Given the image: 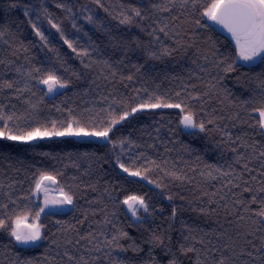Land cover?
<instances>
[{"label": "trees", "instance_id": "obj_1", "mask_svg": "<svg viewBox=\"0 0 264 264\" xmlns=\"http://www.w3.org/2000/svg\"><path fill=\"white\" fill-rule=\"evenodd\" d=\"M166 2L100 0L101 7L94 0H0V29H8L0 38V59L11 61L8 66L0 64V80L18 81L15 86L21 88L27 82L31 88L20 99L15 98L13 89L0 92L5 114L15 113L18 117L8 122L9 127L28 130L40 124L50 126L52 121L67 120L69 109L76 117L99 113L106 119V111L122 112L126 106L139 104L149 96H159L170 103L185 100L197 114V122L203 120L206 124L204 132L195 128L188 133L182 129L180 109L157 108L146 109L117 125L110 134L117 142L115 148L108 141L93 137H52L27 143L0 138V220L8 225L0 228V264H14L18 258L32 264H57L61 260L57 252L62 254L65 249L63 243L58 248L52 241L75 239L77 231L81 235L93 234L91 244L82 241L73 253L83 255L90 264H110L111 258L106 255L110 246L104 240L121 231L127 232L143 250L114 252V257L126 259L129 264H146L151 249L159 264H167L168 257L162 249L145 243L152 232L170 237L171 248L176 251L186 227L210 232L225 224L223 209L210 204L218 199L212 193L221 190L225 180H211L201 176V172L206 174L208 166L227 171L235 156L231 149L239 148L243 141L255 144L257 154L264 150V129L257 126L258 112L254 111L264 106V63L260 59H239L231 34L201 17L203 4L209 0H201L198 10L190 9L183 15L178 8L168 13L152 7ZM57 4L71 7L72 12L57 8ZM131 8H140L143 18L136 17ZM25 10L28 16L24 15ZM122 13L131 16L132 23L121 24ZM178 15L180 19L173 21L172 16ZM49 19L61 28L76 51L64 43ZM196 19L205 26L196 25ZM29 20L47 37V44L35 34ZM164 24L170 26L168 36L159 32L150 35L153 28ZM165 48L170 54H163ZM84 52L88 54L83 55ZM221 60L232 63L235 71H222L224 65L216 68L214 62ZM16 68L22 73L31 71L33 78L17 73ZM48 72H54L68 86L48 93L38 83ZM128 76L133 79L129 81ZM189 93L201 99H189ZM25 100L35 104L36 109L25 104ZM216 117V125L207 124L208 119ZM3 124L0 121V127ZM225 133L233 139L242 137V141L233 144ZM121 140L130 142L124 144L123 150ZM247 151L251 153L252 148ZM117 156L131 170L152 169L143 173L147 179L124 173L116 165ZM150 161H156L161 168ZM253 166L258 169V162L253 161ZM42 172L53 175L65 192L71 189L74 193L69 211L44 208L35 191V182ZM168 172L188 179L175 180L165 174ZM87 185H95L97 191L92 192ZM260 186L259 179L252 182L254 190ZM234 191L239 195L238 190ZM227 192L224 188L219 194ZM128 195L143 196L149 204V212H142L140 220H135L122 203ZM169 196L173 198L169 200ZM244 198L250 199V194L244 193ZM225 202L232 211L230 193ZM258 207L259 204L251 205L253 210ZM42 208L44 211H40ZM173 208L175 219H171ZM202 208L206 212L210 208L219 211L209 216L200 211ZM37 212L43 238L31 246L17 244L9 235L16 217L23 213L34 221ZM85 213L88 219L81 225L78 221ZM241 214L247 216L243 210ZM120 242L126 247L130 243L126 239ZM96 245L100 251L94 250ZM85 248L93 250L84 251ZM182 259L183 264H192L189 259Z\"/></svg>", "mask_w": 264, "mask_h": 264}, {"label": "snow or ice", "instance_id": "obj_2", "mask_svg": "<svg viewBox=\"0 0 264 264\" xmlns=\"http://www.w3.org/2000/svg\"><path fill=\"white\" fill-rule=\"evenodd\" d=\"M94 2L101 6L100 0H94ZM201 5V0H167L163 5L153 4L152 7L160 12L172 13L177 8L180 10V15L184 12H189L191 10H198V6ZM11 7H16V4H12ZM57 8L65 9L69 13L72 12L71 7H66L64 4H57ZM107 11V9H105ZM131 12L135 14L136 17H142L140 8H131ZM43 12L47 13V9H43ZM191 14V13H190ZM25 16H28V11L25 10ZM122 19H120L121 24L132 23V17L129 15L121 14ZM201 17H206L208 20L213 21L215 24L222 26L226 29L228 33L231 34L232 39L235 41L236 53L239 59L244 61H253L259 58L262 63H264V0H209V2L203 4V11L200 13ZM89 22H92V17H87ZM180 16H172V20H179ZM35 34L40 37L42 41L47 44V37L40 31L36 24L32 23L31 20L28 21ZM52 24L53 28H56L57 32L60 33L61 38L64 43L76 51L73 48V43L64 37V33L61 28L52 23L51 19L48 21ZM158 23V22H157ZM194 23L198 26H205L201 24L200 19H196ZM73 28L76 24L73 23ZM176 25H172V30H175ZM170 26L169 24H164L161 27L153 28L150 35H156L157 32L163 33L165 36L169 35ZM8 32L7 28L0 29V38L4 37ZM176 35L179 36L180 33L177 31ZM159 40V36H156ZM8 43V41H4ZM180 41L177 40V44ZM191 47V45H189ZM26 51V49H25ZM84 52L83 55H87ZM163 54H170V50L163 49ZM15 55V52H13ZM155 55V54H154ZM205 61L208 60V56H204ZM106 63V62H105ZM216 68H221L222 71L228 73L235 71L232 63L227 62V60H221L219 62H214ZM0 64L8 66L11 61H5L0 59ZM15 71L25 76L26 78H33L32 72H21L20 68H16ZM34 72H39L40 69H33ZM201 71H205L201 67ZM115 76V73H112ZM127 79L130 81L133 79L132 76H128ZM15 83H18L15 82ZM13 81L0 80V92L4 89H13L16 99H20L21 94L24 92L31 91L28 83L25 82L23 88L16 87ZM38 83L47 85V92L52 93L56 88H66L67 83L57 76L54 72H48L46 76L41 78ZM195 87V85H193ZM214 87V85L212 86ZM34 95V93H33ZM178 97L180 93L176 94ZM204 95H209L205 93ZM189 99H201L200 96L193 97L190 93L188 94ZM153 100L155 102H153ZM25 104H29L32 109H36V105L32 104L30 100H25ZM157 108H177L180 109L182 119L180 123L185 128H198L201 132L206 130V124L203 120L197 122L195 119L196 113L192 110L191 105L185 100H179L178 102H168L159 96H149L147 100L140 102L134 106H126L122 112L106 111L104 114L107 117L102 119L100 114L97 113L95 116H89L87 118L76 117L73 115L71 109L68 110L69 118L64 121H52L50 126L40 124L28 130H22L17 126L12 128L8 126V122L12 121L15 113L6 115L3 111V106L0 105V121H4L2 127H0V138L9 141H18L27 143L36 139H45L52 137H93L97 139H102L108 141L116 147L117 142L110 138V134L117 125L125 122L129 117L142 112L146 109H157ZM57 111H60L57 108ZM104 111V110H102ZM258 112L257 126L264 129V106L254 109ZM238 118V116H237ZM219 117L215 119H208L207 124L216 125V121ZM219 130V129H218ZM228 140L236 144L237 141H242V137L237 136L233 139L230 133H225ZM121 150L125 143H130L124 140L119 141ZM153 145H149L152 147ZM251 147L252 151L249 153L247 149ZM243 148L245 151L241 152L240 149ZM235 153L232 164L229 165L227 171L213 166H208L210 170L205 174L201 172V176H205L211 180H218L224 178L225 182L222 185V189L217 192L212 193L214 199L210 201V204H216L219 209H223L225 213V224H220L217 229H213L210 232H205L202 229H192L186 227V231L182 232V240L176 249L173 251L170 245L171 238L163 234L152 232L149 238L145 241L152 246V248H160L164 251L165 255L168 257L167 264H183L182 258L189 259L192 264H264V150H260L257 154L255 144L249 145L246 141L240 143L239 148L233 147L231 149ZM253 161L258 162V169L253 166ZM151 164L155 165L156 168H161L160 164L156 161H150ZM166 163V162H165ZM116 165L131 177H142L147 179V175L143 173L151 171L152 169L145 168L143 170L136 169L131 170L130 167L125 166L121 162L120 157H116ZM235 165V167H233ZM163 171V169H161ZM218 173L219 175H215ZM255 173V174H254ZM171 176L175 180H185L187 177H182L177 175L175 172L165 173ZM259 179V184L261 185L257 189H253L252 182ZM56 183L55 177L48 173H40L39 178L35 182V191L40 192L44 190L47 192V188L44 187L45 182ZM152 181H149L151 183ZM159 187V184L157 185ZM224 188L228 190L224 195H220L219 192ZM87 189L92 192H96L97 188L95 185H87ZM234 190L239 191V195ZM59 191L63 194L60 200H45V207L49 203L62 204V205H73L74 204V193L69 189L65 192L63 187L59 188ZM228 193L231 194L232 198V211H229V206L225 202L228 199ZM244 193L250 194V199L244 198ZM207 195V193H205ZM173 197L169 196L168 199L171 200ZM98 201H93L97 203ZM122 203L127 206V210L131 213L132 217L140 220L139 213L141 210L143 212H149V204L146 202L143 196L128 195L126 196ZM259 204L257 209H252L251 205ZM219 209L210 208L207 212L202 208L200 211L205 215L218 214ZM42 208L40 211H43ZM241 210L247 214H241ZM95 214V213H93ZM176 209L173 208L171 212V219L176 217ZM230 217H235V219H230ZM40 218V213H35L33 223H25L28 219L26 214H20L16 217L15 221L11 226V231L9 235L14 238L15 242L20 245L35 244L40 241L42 237L43 225L36 223ZM88 219L87 213L84 214V218L78 221L79 224L83 225ZM110 223V221H105ZM60 224V221L56 222ZM227 225V227H226ZM8 225L4 220H0V228H7ZM232 228V231H229ZM196 233H200L197 235ZM103 235V233H101ZM93 234L89 232L87 235H81L77 231V236L75 239H65L63 242L58 240H53L52 243L58 248L63 243L64 251L61 254L57 252V256L61 257V260L57 264H90V261L86 259L83 255H74V251L79 248L82 241H86L89 244L92 243ZM121 239L129 240L130 243L127 247L122 244ZM104 243L110 246V250L107 252V257H110V264H129L126 259H119L113 256L114 252H127L129 250L133 252H140L143 249L140 247L136 241L129 237L127 232L121 231L118 236H112L111 239L105 237ZM71 249V250H69ZM93 249L85 248L84 251H92ZM95 251H100L99 245H96ZM14 264H32V261H22L17 259ZM51 264V262H49ZM146 264H159V262L152 256L151 249L149 250V260Z\"/></svg>", "mask_w": 264, "mask_h": 264}, {"label": "rangeland", "instance_id": "obj_3", "mask_svg": "<svg viewBox=\"0 0 264 264\" xmlns=\"http://www.w3.org/2000/svg\"><path fill=\"white\" fill-rule=\"evenodd\" d=\"M209 21H211V20H209ZM212 23H214L213 21H211ZM215 24V23H214ZM231 36V35H230ZM231 39H232V36H231ZM232 41L234 42V44H235V41L232 39ZM259 58H256L255 60H253V61H249V62H255L256 60H258ZM46 88H47V85H44ZM60 89H62V88H56L53 92H56V91H58V90H60ZM52 92V93H53ZM38 140H41V139H36V140H33V141H38ZM44 187H46L47 188V192H45L44 190H41L40 192H36V194H37V196H39V197H41V199H42V202H43V204H44V208H46L45 207V200L46 199H48V198H52V199H55V200H60V199H62V193L59 191V187L57 186V185H53V184H50V183H48V182H45V185H44ZM43 208V209H44ZM46 210V209H45ZM44 211V210H43ZM143 212V210H141L140 211V213H139V216H140V218H141V213ZM130 213V212H129ZM131 214V213H130ZM144 214H145V212H144ZM134 218V217H133ZM135 220H137L136 218H134ZM34 221H31V220H29V219H27L26 221H25V223H33ZM36 223H38L37 221H35ZM42 231V230H41Z\"/></svg>", "mask_w": 264, "mask_h": 264}, {"label": "water", "instance_id": "obj_4", "mask_svg": "<svg viewBox=\"0 0 264 264\" xmlns=\"http://www.w3.org/2000/svg\"><path fill=\"white\" fill-rule=\"evenodd\" d=\"M220 26V25H219ZM221 28H222V26H220ZM223 29V28H222ZM223 30H225L226 32H227V30L226 29H223ZM228 33V32H227ZM230 34V33H229ZM181 126H182V129L185 131V132H188V133H190V132H192L195 128H185L182 124H181ZM56 180V179H55ZM47 182V181H46ZM48 183H50V184H53V185H56L57 184V180H56V183H51V182H48ZM47 200H49V201H53V200H55V199H52V198H48ZM70 207H71V205H62V204H53V203H49L48 204V206L46 207L47 209H49V210H51V211H60V210H65V211H69L70 210ZM31 245H33V244H29V245H27V246H31Z\"/></svg>", "mask_w": 264, "mask_h": 264}]
</instances>
